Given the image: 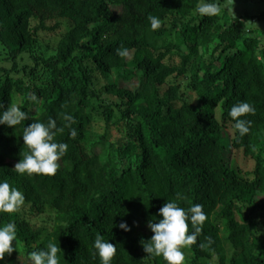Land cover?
Returning a JSON list of instances; mask_svg holds the SVG:
<instances>
[{"label": "trees", "instance_id": "16d2710c", "mask_svg": "<svg viewBox=\"0 0 264 264\" xmlns=\"http://www.w3.org/2000/svg\"><path fill=\"white\" fill-rule=\"evenodd\" d=\"M251 1L210 17L195 13L202 0H0V105L27 113L0 125V180L25 196L0 213L18 233L0 264L49 241L59 264H101L97 232L117 247L112 264H167L141 243L167 200L206 213L189 264H264V0L243 9ZM240 101L255 109L244 136L229 115ZM50 119L68 145L56 174L15 172L24 128ZM231 150L253 171L234 168Z\"/></svg>", "mask_w": 264, "mask_h": 264}, {"label": "clouds", "instance_id": "9594fccd", "mask_svg": "<svg viewBox=\"0 0 264 264\" xmlns=\"http://www.w3.org/2000/svg\"><path fill=\"white\" fill-rule=\"evenodd\" d=\"M232 2L233 0H227L225 4L221 5L219 2L202 0L197 5L195 13L200 16H217L221 13L222 8L232 11ZM148 19L153 30L160 28L161 20L158 17L149 16ZM117 55L126 58L129 56V50L123 47L118 48ZM33 99L35 98L33 97ZM0 108H3V111H0V125L16 126L27 119V113L18 106L12 105L5 109L3 105H0ZM254 111V107L246 101H240L231 107L229 115L235 120V128L240 136L249 132L251 124V121L240 119V117ZM65 119L71 120L72 117L65 116ZM56 127V121L50 119L47 124L37 121L24 128L22 137L27 151L23 152L22 159L15 164V172L29 176L56 174L59 168L58 161L66 154L68 148L66 143L54 142L53 129ZM62 130L60 129V131ZM72 135H76L75 130L72 131ZM24 202L25 196L22 191L11 186L6 179L0 180V213H14ZM202 209L203 205L194 204L186 210L180 207L176 200H167L159 209L158 215L162 218L158 222L156 220L149 222L148 226L154 234L150 239L141 241L144 251L152 256L163 257L167 264H183L185 254L182 249L196 243L207 219L206 213ZM189 221L191 232L189 231ZM119 227L125 231H131L126 222L120 223ZM13 241L18 243L15 221L0 225V260L4 259L6 253L11 254L15 251ZM211 243L212 240L209 237L208 244ZM205 246L204 243L200 244L201 248ZM94 248L101 264H112L117 251L116 245L97 232ZM60 251L61 248L57 244L49 241L45 248L29 253L30 264H59L58 253Z\"/></svg>", "mask_w": 264, "mask_h": 264}, {"label": "rangeland", "instance_id": "374dc122", "mask_svg": "<svg viewBox=\"0 0 264 264\" xmlns=\"http://www.w3.org/2000/svg\"><path fill=\"white\" fill-rule=\"evenodd\" d=\"M261 4L260 0H252L250 2V5L245 4V7L243 6V9H249L251 11L254 10L255 5ZM237 8V6L234 7V9ZM242 10V9H241ZM256 11V10H254ZM258 33L253 34V37L256 36ZM121 86L123 87H127L129 89H134L135 87H137L138 82L137 80H133L131 82H124L121 81ZM233 136L232 130L231 129H227L226 130V138L227 141H229ZM228 160H230L232 166H234V168H238L239 170H241L242 174L245 173H249L252 172L255 166V161L253 159L250 158H246L242 151L241 152H237V151H233L231 150L228 154H227ZM249 176V175H248ZM184 254H185V261L184 263L189 264V261L192 259V254L191 252L187 249V247L182 249ZM13 257V264H30L29 260H26L25 256L23 254H16ZM10 257V258H12Z\"/></svg>", "mask_w": 264, "mask_h": 264}]
</instances>
